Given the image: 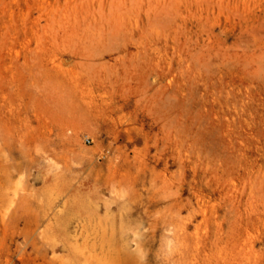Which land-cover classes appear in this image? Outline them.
Here are the masks:
<instances>
[{"label":"rangeland","instance_id":"374dc122","mask_svg":"<svg viewBox=\"0 0 264 264\" xmlns=\"http://www.w3.org/2000/svg\"><path fill=\"white\" fill-rule=\"evenodd\" d=\"M0 264H264V0H0Z\"/></svg>","mask_w":264,"mask_h":264},{"label":"bare ground","instance_id":"6f19581e","mask_svg":"<svg viewBox=\"0 0 264 264\" xmlns=\"http://www.w3.org/2000/svg\"><path fill=\"white\" fill-rule=\"evenodd\" d=\"M222 258L226 260L227 257L225 256V257H222Z\"/></svg>","mask_w":264,"mask_h":264}]
</instances>
